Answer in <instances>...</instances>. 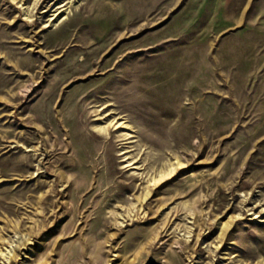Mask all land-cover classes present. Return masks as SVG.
Segmentation results:
<instances>
[{"label":"rangeland","instance_id":"obj_1","mask_svg":"<svg viewBox=\"0 0 264 264\" xmlns=\"http://www.w3.org/2000/svg\"><path fill=\"white\" fill-rule=\"evenodd\" d=\"M35 1L0 0V264L264 262V0Z\"/></svg>","mask_w":264,"mask_h":264},{"label":"bare ground","instance_id":"obj_2","mask_svg":"<svg viewBox=\"0 0 264 264\" xmlns=\"http://www.w3.org/2000/svg\"><path fill=\"white\" fill-rule=\"evenodd\" d=\"M41 0H36L35 1V4L37 6V4L40 2ZM19 4V3H18ZM23 4V3H22ZM26 6V5H25ZM34 6V4L32 5V7ZM246 7V6H245ZM35 8V7H34ZM67 8V7H66ZM22 9V8H21ZM27 10V9H26ZM32 10V9H31ZM30 12V11H29ZM28 14H31V13H28ZM56 15V14H55ZM52 18V17H51ZM27 22V20H26ZM98 117H96V120H99L101 117H100V114L98 113L97 114ZM120 123H118L117 121L115 123H112V121H110L108 124L106 125H102V124H95V125H92L93 126V129L95 132H97L98 134H109V131H110V128L113 127V126H119ZM123 124V123H121ZM123 154V153H121ZM33 155V154H32ZM177 159V164L176 166H174L173 164H169V165H164L162 168L158 169L157 171H155L156 173L151 176L146 182H147V186L146 188L149 187V190L147 192H145L144 194H142L141 197H137L138 200H140V204L147 199L148 195L150 194L151 192V187H156V186H159L160 184H162L163 182H165L166 180L172 178L174 176V174L176 173V171L180 168H183L185 166V163L183 161H181L178 157H176ZM83 168V167H81ZM43 197H41L42 199ZM195 202V201H194ZM252 203V200L251 198H249L247 195H243V201H242V205H241V208L243 211H247L248 213L251 212V208H246L249 204ZM255 207V206H254ZM235 206L232 204V206L230 207V209H234ZM243 208H246V209H243ZM40 211V210H39ZM42 211V210H41ZM136 214H133V215H130L129 213V217H134ZM248 215H251V216H254L256 217V214L255 212H252V213H249ZM114 216V215H113ZM237 217V216H236ZM115 218V217H114ZM117 218V217H116ZM230 218L231 216L228 218L227 222L225 223H222L220 222L219 226H220V230H221V233L219 235V237L222 239H224V234L226 232V230L228 229V227L230 226L229 223L231 222L230 221ZM130 219V218H129ZM183 220V219H182ZM18 221V220H17ZM118 221V220H117ZM151 221V220H150ZM123 222H125L124 218L121 220V222H118V225L122 226L123 225ZM44 221H33L32 223V226H30L29 228L26 229L25 231V234L23 236H21V238L19 239H16V240H10L9 242L12 244L15 242V244L12 246L11 250L8 251L6 257L7 259L10 260V263H12L13 261H16V259L21 256V255H24L22 253V250H27L28 249V245L31 244V242L38 236V234L40 233V230L41 228H43L44 226ZM15 230L17 229V226H15L14 228ZM168 233V232H167ZM187 233V232H186ZM189 234V232H188ZM14 235H15V232H14ZM149 234H147L145 236L144 239L146 240H149ZM186 235V234H185ZM158 236V235H157ZM189 236V235H188ZM12 238V237H11ZM0 239H2L3 241V237L0 235ZM153 239V238H151ZM107 240V239H106ZM113 240V239H112ZM146 243L144 242V244L140 243V247L141 249L144 248L143 246L145 245ZM83 246V245H82ZM84 247V246H83ZM82 247V248H83ZM86 249V248H85ZM71 252V250H69ZM0 253H2V250L0 249ZM125 259V258H124ZM151 260V259H150ZM109 261V260H108ZM133 261H134V258L133 259H125V261H122L120 262V264H133ZM113 263V262H112ZM180 263V262H179ZM37 264H44V260L42 259H39L37 261ZM111 264V263H109ZM207 264H211V263H207ZM256 264H264V262L262 260L260 261H257Z\"/></svg>","mask_w":264,"mask_h":264}]
</instances>
